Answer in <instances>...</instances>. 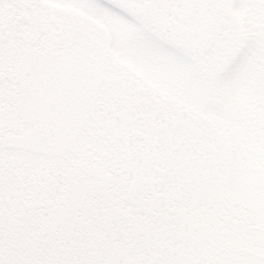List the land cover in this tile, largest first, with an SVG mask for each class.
<instances>
[{
    "label": "rangeland",
    "instance_id": "rangeland-1",
    "mask_svg": "<svg viewBox=\"0 0 264 264\" xmlns=\"http://www.w3.org/2000/svg\"><path fill=\"white\" fill-rule=\"evenodd\" d=\"M199 5L203 10L192 9L188 30L174 33L114 0H0V115L9 114L20 94L12 92L16 88L11 84L19 89L27 85L30 65L35 68L37 63L38 72L31 76L32 82L37 79L35 89L30 85L20 95L34 99L42 118L59 114L63 107L69 120H80L78 131L67 132L76 142L52 161L71 170L76 166L78 179L71 182L86 178L105 192L109 182L118 184L110 167L128 161L131 173L149 180L157 177L149 174L152 170H160L155 196L150 189L152 196L140 195V202L151 203V210L160 206L159 214L166 218L162 231H154L150 222L147 237L172 238L178 252L171 263L264 264V0H203ZM176 9L174 16L181 14ZM36 33L46 39H35ZM77 94L84 100L75 103ZM77 107L82 114L71 119L68 110ZM155 134L173 135L178 147L170 161L165 162L164 144L153 143ZM102 154L107 156L103 159ZM9 155L0 151V157ZM18 159L26 160L28 168L0 165V180L7 181L16 168L19 175L36 179V186L47 182L48 175L52 179L44 173L38 181V164L45 169L51 165L43 157L22 152ZM204 161L216 175L208 183L192 239L184 236L183 228L175 229L170 216L183 208L180 202L188 200L197 184L189 182V187L182 180L187 176L183 163L192 169ZM223 177L225 186L219 182ZM162 193H169V209H162ZM9 201L0 202V264L101 263L90 260L99 245L75 231L83 213L60 219L47 200L42 214L28 215L23 213L28 201ZM10 209L17 212L15 218ZM110 217L106 227L124 223L118 215ZM106 227L102 230L108 233ZM129 233L122 229L109 236L114 242ZM118 256L111 264H142L146 253L137 258L121 250Z\"/></svg>",
    "mask_w": 264,
    "mask_h": 264
},
{
    "label": "trees",
    "instance_id": "trees-1",
    "mask_svg": "<svg viewBox=\"0 0 264 264\" xmlns=\"http://www.w3.org/2000/svg\"><path fill=\"white\" fill-rule=\"evenodd\" d=\"M114 1L141 19L146 21L151 20L161 25L164 24L170 26L174 33L185 28L188 30L186 24L189 16L192 15V8L197 6L199 12L203 10L202 6L199 5L202 0H193L194 2L192 0ZM190 1L195 5L194 7L191 5L192 3ZM167 4H169V9L167 8ZM178 7L181 9V14L174 16L173 13L177 11L176 8ZM183 12H186L187 16H185ZM195 22L198 24V20ZM164 37L169 40L174 39L173 34H165ZM30 66L33 68L34 73V65L31 64ZM32 74H30L31 81H27L28 84L22 86L20 89L18 84H11V87L16 88L13 89L12 92H20V94L26 91L29 92L28 88L30 85H32L31 88L35 89L36 85L33 84V82H35L34 80L32 82ZM32 77H34V75ZM3 85L4 82L1 86ZM20 94L15 95L9 114L6 116L0 115V151L12 153V155H9V159L7 157H0V165L9 164L12 166L16 164L25 171L29 164L26 160L18 159L20 153L23 152L31 154L32 156L43 157L44 160L48 161L51 165L46 166L47 168L45 169L44 166L38 164L36 171L39 170L37 172L41 173L38 181L42 182L44 180V173L52 175L53 181L48 175L47 182L41 184L39 182L40 185L36 186V179L32 180L31 176L29 178L28 175H19V169H13L10 171L7 181L0 180V190L3 192V194L0 192V202L4 199H8V201L10 200L9 202L21 201L24 203L25 201H28L30 207L23 210V213L39 216L43 213V208L46 207L45 201L48 200L52 203V210L58 218L66 221L71 217L79 218V215L83 213L81 220L77 219L79 221L78 223L75 221V225L78 227L75 231L76 233L81 234V236L88 235L89 237H92L93 246L99 245V250L93 248L91 251L90 260L93 261V263H99V261H101L100 264L114 263L115 261L120 260V256L118 255L121 250H129L134 253L137 258H139L143 252L146 253V257L142 260V264H173L171 262H173L178 249L175 245L174 247L172 246V238L171 240L168 238L166 242L165 239L160 236H154L150 241H148L147 237L150 234V222L154 227V231H158V233L162 231L161 225L166 218L162 214H159L161 211L159 208L160 206L151 210L152 204L150 203V200L149 206H143L140 202L142 199L140 195L143 196L149 194L152 196V193H148L150 189H153L152 192L155 196V189L158 187L157 181L160 179L161 171L151 169L152 171L149 174H155L157 177L151 180L147 178L141 179V174L135 172L131 173L129 171L127 161L123 167H116L114 169L110 167L112 171L111 176H113L118 184L115 186L109 182L108 185H105V192L102 191V187H98L96 183L93 184L92 182H88V179L86 178L71 182V179L77 178L76 166L73 165L74 168L71 170L69 165L66 167L65 165L53 166L54 164L52 161L61 158V155H65L64 153L67 151V147L76 142V137L67 136V132L70 129L78 131L80 120H69V118L66 117V114H64L65 112H63L65 111V108L63 107H59V114H55L53 117L50 116V118L49 114H47L45 118H42L41 115L35 112L37 106L32 101L34 99L31 100ZM84 97L85 96L77 94L75 97V103L78 102V100L83 101ZM68 111L70 112L68 115L71 119H76L78 115L82 114V111L80 112L78 107L69 109ZM78 112L80 113L78 114ZM164 121L165 123L170 122L167 120ZM157 125L159 126L158 123ZM112 140L113 138L109 141ZM156 141L157 144H161V146L164 144V147L166 148L165 162L170 161L168 160L169 156L173 155L172 157H174L175 154L173 152L178 147H176V144L174 143L173 135L170 134L166 137L163 135V137H161L160 135L155 134L153 140L155 146ZM105 156L107 155L102 154L103 159ZM109 156L114 159L113 155ZM5 159L8 160L4 161ZM183 164L187 165V176L182 180H185L189 187H192L194 182L197 184L196 187L193 186L195 190L189 194L188 200L180 202L183 204V208L174 210V212L171 213L170 219L172 225L175 226V229H177V227L178 229L183 228L186 233L184 236H191L193 239L191 232H194V228L197 227L195 221L199 220L201 217L199 214V208L203 205L202 203L205 198L208 183L211 181L213 177L212 175H216V173L209 170L205 161L198 167L192 169L188 162H184ZM172 166L173 164H171L170 167L174 171L175 168ZM158 167L159 166L154 169H157ZM193 170L194 177L190 178L189 176ZM33 172L35 173V171ZM174 175L175 174L172 173V177L175 178ZM33 176L36 177V175ZM144 176H148L147 170L144 171ZM67 179L68 185L66 182ZM189 182L192 185L188 184ZM219 182L224 186L225 178H220ZM6 183L8 184L6 185ZM163 189L165 190V188ZM73 191L75 194H73ZM116 191H121V193L117 195L118 198L113 197ZM172 191L174 192L171 197L174 199L175 188ZM136 196L137 198L132 199V197ZM169 197V193H162V199L164 202L162 203L163 210L168 207V199L170 200ZM103 198L106 199L103 200ZM113 199H116V201L113 202ZM11 209L8 211V214L10 217L15 218L17 212L15 210L11 211ZM145 209H148V212L143 213L144 215H142V212H144ZM76 211L78 212L76 213ZM18 214L21 215L19 212ZM74 214H76V216ZM112 215H118V220L124 221V223L121 222L106 227V223L111 220L110 216ZM64 225L65 224H63V226ZM67 225L69 226V224ZM103 226L106 227L105 229L108 233L102 230ZM23 228L25 230H30V228L26 226H23ZM122 229L126 230V232L129 230V236H118L113 242L111 236H109L110 232L115 233ZM44 237L45 235L38 234L39 239H43ZM28 245H32L31 241L28 242ZM74 245L75 244H71L70 246ZM192 246L193 245L191 244V248H188V250H191ZM136 250L139 251L138 254ZM71 251H73L72 248ZM99 254L101 255L100 259ZM79 264H82V262H79ZM137 264H140V262H137Z\"/></svg>",
    "mask_w": 264,
    "mask_h": 264
},
{
    "label": "flooded vegetation",
    "instance_id": "flooded-vegetation-1",
    "mask_svg": "<svg viewBox=\"0 0 264 264\" xmlns=\"http://www.w3.org/2000/svg\"><path fill=\"white\" fill-rule=\"evenodd\" d=\"M193 1V0H192ZM192 1H190L191 3H192ZM203 1V0H202ZM201 1V2H202ZM194 2V1H193ZM196 3V2H195ZM193 7L195 6L193 3L191 4ZM193 9V8H192ZM191 9V12L193 11ZM189 20V19H188ZM41 34H43V33H41ZM40 33H36L35 34V39H41V40H43V39H46V35L45 36H40L41 35ZM36 64V66H35V75H36V73L38 72L37 70H36V67H37V63H35ZM35 81L37 82V79H35ZM35 85H37V84H35ZM36 87V86H35ZM195 143V142H194Z\"/></svg>",
    "mask_w": 264,
    "mask_h": 264
}]
</instances>
